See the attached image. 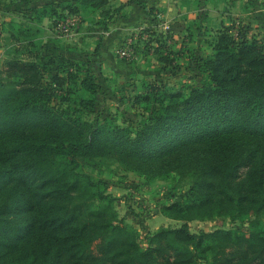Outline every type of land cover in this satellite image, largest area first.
Instances as JSON below:
<instances>
[{
	"label": "trees",
	"instance_id": "1",
	"mask_svg": "<svg viewBox=\"0 0 264 264\" xmlns=\"http://www.w3.org/2000/svg\"><path fill=\"white\" fill-rule=\"evenodd\" d=\"M81 3L99 10L109 0ZM37 7L43 8L38 21L51 16L49 3ZM234 24L203 60L204 82L185 97L181 91L139 96L146 114L131 129L90 125L59 108L56 97L79 80L87 94L79 105L94 109L101 85L89 60L60 55L56 70L52 53L4 63L0 137L9 135L15 145L0 163V264H264V39ZM13 31L17 48L34 45L35 29L21 23ZM88 156L145 176L192 174L187 201L162 207L183 223L160 228L144 243L118 219L108 183L81 170ZM250 214L256 217L243 231L197 234L189 226Z\"/></svg>",
	"mask_w": 264,
	"mask_h": 264
},
{
	"label": "rangeland",
	"instance_id": "2",
	"mask_svg": "<svg viewBox=\"0 0 264 264\" xmlns=\"http://www.w3.org/2000/svg\"><path fill=\"white\" fill-rule=\"evenodd\" d=\"M45 3L51 6V16L38 21V12L43 8L37 6ZM235 20L239 26L251 27L249 35H262L264 0H109L99 10L85 9L81 0H0V78L8 76L2 73L6 61H23L27 54L32 58L46 55V59L54 55L58 60L54 70L62 63L60 55L74 61L89 60L101 85L94 109L79 105L87 97L79 80H71L70 90L61 97L54 95H58L59 108L90 125L99 121L131 129L146 114L144 103H137L139 96L146 92L167 96L181 91L185 97L191 88L204 82L208 71L203 60L213 54L216 37L226 27L232 29ZM58 21L64 30L58 28ZM21 23L36 30L32 33L34 45L16 47L9 32L15 33L13 30ZM124 49L130 51L129 57L121 55ZM75 135L79 137V132ZM14 145L9 135L0 137V163ZM81 170L94 180L108 183V191L116 198L118 219L133 226L144 243L160 228L183 223L164 214L162 207L187 201L194 181L192 174L182 175L175 170L145 176L114 160L95 156L83 157ZM255 217L195 219L189 221V226L197 234L218 228L243 231ZM260 223L264 227V216ZM193 264L208 262L195 259Z\"/></svg>",
	"mask_w": 264,
	"mask_h": 264
},
{
	"label": "built area",
	"instance_id": "3",
	"mask_svg": "<svg viewBox=\"0 0 264 264\" xmlns=\"http://www.w3.org/2000/svg\"><path fill=\"white\" fill-rule=\"evenodd\" d=\"M58 28L61 29V30H64V28H65V27H63V23L60 22V21H58ZM130 54H131L130 51H128L127 49H124V50H122V52H121V55H122L123 57H129Z\"/></svg>",
	"mask_w": 264,
	"mask_h": 264
},
{
	"label": "crops",
	"instance_id": "4",
	"mask_svg": "<svg viewBox=\"0 0 264 264\" xmlns=\"http://www.w3.org/2000/svg\"><path fill=\"white\" fill-rule=\"evenodd\" d=\"M263 26V28H262V38L264 39V24L262 25ZM118 32H121V31H118ZM109 33V32H108ZM111 33H112V30L110 31V35H111Z\"/></svg>",
	"mask_w": 264,
	"mask_h": 264
}]
</instances>
